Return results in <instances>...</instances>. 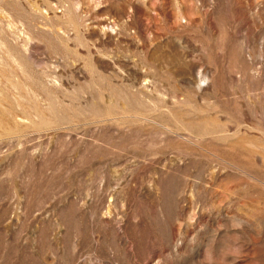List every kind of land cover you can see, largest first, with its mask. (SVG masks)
<instances>
[{
  "label": "rangeland",
  "instance_id": "374dc122",
  "mask_svg": "<svg viewBox=\"0 0 264 264\" xmlns=\"http://www.w3.org/2000/svg\"><path fill=\"white\" fill-rule=\"evenodd\" d=\"M0 264H264V0H0Z\"/></svg>",
  "mask_w": 264,
  "mask_h": 264
}]
</instances>
